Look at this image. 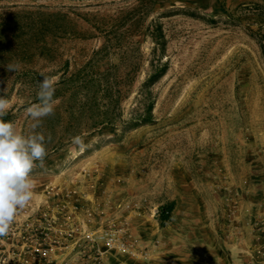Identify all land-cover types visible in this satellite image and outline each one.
<instances>
[{
  "label": "rangeland",
  "instance_id": "1",
  "mask_svg": "<svg viewBox=\"0 0 264 264\" xmlns=\"http://www.w3.org/2000/svg\"><path fill=\"white\" fill-rule=\"evenodd\" d=\"M263 45L264 0H0L4 119L30 133L41 72L58 101L0 264H22L13 252L45 246L42 233L59 264L61 240L100 226L149 255L107 264L154 261L174 233H256L264 264Z\"/></svg>",
  "mask_w": 264,
  "mask_h": 264
},
{
  "label": "clouds",
  "instance_id": "2",
  "mask_svg": "<svg viewBox=\"0 0 264 264\" xmlns=\"http://www.w3.org/2000/svg\"><path fill=\"white\" fill-rule=\"evenodd\" d=\"M20 68L18 62L8 63L5 70L16 72ZM37 81V103L28 106L25 111L33 121L29 134L18 133L12 122L4 117L10 108L9 100L4 94L6 87L0 89V238L6 237L14 223L19 210L24 209L33 197L34 182L32 173L37 166L44 167L48 155L46 142L51 136L37 131L44 118L54 115V99L56 91L55 76L41 72ZM72 143L80 151L86 150L84 138L76 135ZM36 162H39L37 165Z\"/></svg>",
  "mask_w": 264,
  "mask_h": 264
},
{
  "label": "crops",
  "instance_id": "3",
  "mask_svg": "<svg viewBox=\"0 0 264 264\" xmlns=\"http://www.w3.org/2000/svg\"><path fill=\"white\" fill-rule=\"evenodd\" d=\"M172 247L140 264H259L256 233H174ZM174 245V246H173ZM176 246V247H175ZM130 258V257H129ZM110 264H137L110 261Z\"/></svg>",
  "mask_w": 264,
  "mask_h": 264
},
{
  "label": "built area",
  "instance_id": "4",
  "mask_svg": "<svg viewBox=\"0 0 264 264\" xmlns=\"http://www.w3.org/2000/svg\"><path fill=\"white\" fill-rule=\"evenodd\" d=\"M157 210V209H156ZM158 212V210H157ZM87 215L93 216V212L88 210ZM100 219H102L100 217ZM15 235V233H9ZM75 233H62L61 237L72 235ZM75 239L71 242L60 241L59 264H107L110 255H127L131 257L148 258L146 249L138 250L134 242L129 238L130 234L126 233V228L118 229L108 227H97L95 229L86 230L84 233H76ZM42 239L47 243L45 246L39 243V246H33L30 254L21 251L13 252L14 257L18 256L22 260V264H45L46 258L50 251L53 250L51 241L55 242L48 233H42ZM52 239V240H51ZM58 242V240H57ZM49 245V247L47 246ZM21 254L22 257H21Z\"/></svg>",
  "mask_w": 264,
  "mask_h": 264
},
{
  "label": "trees",
  "instance_id": "5",
  "mask_svg": "<svg viewBox=\"0 0 264 264\" xmlns=\"http://www.w3.org/2000/svg\"><path fill=\"white\" fill-rule=\"evenodd\" d=\"M262 50L264 51V45L262 46ZM175 202L171 201L167 204L160 206V212H159V219L162 223H165L170 219V213L174 209Z\"/></svg>",
  "mask_w": 264,
  "mask_h": 264
}]
</instances>
